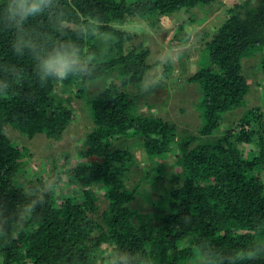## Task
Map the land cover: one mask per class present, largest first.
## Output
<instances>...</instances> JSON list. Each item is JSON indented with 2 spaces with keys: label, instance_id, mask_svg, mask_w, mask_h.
Returning a JSON list of instances; mask_svg holds the SVG:
<instances>
[{
  "label": "trees",
  "instance_id": "trees-1",
  "mask_svg": "<svg viewBox=\"0 0 264 264\" xmlns=\"http://www.w3.org/2000/svg\"><path fill=\"white\" fill-rule=\"evenodd\" d=\"M62 3L69 8L66 29L87 30L90 21L87 27L95 38L86 40L85 47L99 48L100 41L111 45L102 69L111 83L85 84L70 77L41 87L31 58L14 55L13 33L0 29V64H15L25 72L10 95L0 97V197L10 205L23 201L25 186L50 178L59 181L60 190L67 188L56 161L49 178L26 177L32 154L27 146L14 143L10 129L22 139L44 135L50 141L63 140L75 120L73 96L85 102L93 122L80 162L66 172L70 186L80 192L61 200L58 192L50 196L38 209V220L10 245H0V264H104L103 254L110 247L143 251L156 264H241L234 255L238 248L264 236V134L251 128L255 123L264 128V105L246 110L227 135L217 134L228 115L248 106L252 85L245 73L247 60L258 59L254 72L264 81V0L235 3L227 9L226 21L205 33L209 40L198 53V70L187 79L198 87L196 108L203 122L198 133L189 136H179L174 122L140 112L138 91L150 70V48L145 38L135 44L138 37L126 27L140 22L158 29L160 18L189 13L171 41V47H180L189 41L185 23L198 21L192 11L207 13L222 0ZM90 15L100 18L98 30ZM30 23L37 32H53L46 17ZM173 68L168 58L163 74L169 77ZM61 85L65 94H75L60 95ZM255 143L257 155L243 153L244 145ZM175 148L178 153L168 165L165 159ZM137 150L149 166L132 183V174L142 165ZM97 189L108 202L102 212ZM184 216L190 222L182 220ZM194 241L200 246L191 249ZM250 264H264V255Z\"/></svg>",
  "mask_w": 264,
  "mask_h": 264
},
{
  "label": "rangeland",
  "instance_id": "rangeland-1",
  "mask_svg": "<svg viewBox=\"0 0 264 264\" xmlns=\"http://www.w3.org/2000/svg\"><path fill=\"white\" fill-rule=\"evenodd\" d=\"M240 1L222 0V3L207 10V13L194 9L192 12L198 21L193 24L185 23L184 31L189 35V41L180 47H171V41L179 26L190 18L189 13L185 14L182 12L178 15L160 18L158 29H153L146 23L138 25L140 22L126 27L129 32L138 37L135 38V44H139L145 38L150 48V56L148 58L150 70L143 84V90L138 91L140 95L138 104L141 113L160 116L176 123L179 129V136H189L198 133L203 122L200 112L196 108L200 94L197 85L187 82V79L198 70V53L204 47L206 39L209 40L205 33L210 30H217L228 18L227 9ZM141 27L147 34L143 32ZM168 58H172L174 63L173 73L169 77L163 74ZM257 63V58L249 59L245 63V73L249 84L252 85L248 106L227 116L226 121H224L222 128L217 134L218 137L227 135L230 125H236L246 110L264 105V81L254 72ZM99 85L100 89L103 83ZM57 91L66 98L71 93L75 94V91H68L65 94L62 85L57 88ZM72 105L74 106L75 120L61 141H50L44 135L36 136L34 139H22L14 130L10 129L8 131V135L14 139L15 144L19 146L25 145L31 151L32 157L27 160L24 170L28 179L49 178L52 170L51 166L56 161L57 171L65 176L64 181L67 186L64 190L59 189V200L62 197L73 196V194L80 192L79 187L75 186V188H72L70 186L68 178H66V172L80 162L79 153L84 148L85 135L91 130L93 125L91 118L85 111L84 101L73 96ZM148 105H151L152 108ZM251 128L264 134V128L261 129V124L259 123L253 124ZM241 149L244 154L252 157L258 154L259 145L258 143L244 145ZM135 152H137L138 162H141L142 165L136 169V173L132 174V183L140 176L142 168L149 166L145 162L144 153L141 150ZM173 153L170 158L165 159L168 165L173 164L176 153H178L177 148L174 149ZM96 193L101 206L100 212H102L107 208L108 202L105 200L102 190L97 189ZM145 208L148 209V205ZM149 210H152V208ZM189 241L190 238L183 241V247Z\"/></svg>",
  "mask_w": 264,
  "mask_h": 264
},
{
  "label": "clouds",
  "instance_id": "clouds-1",
  "mask_svg": "<svg viewBox=\"0 0 264 264\" xmlns=\"http://www.w3.org/2000/svg\"><path fill=\"white\" fill-rule=\"evenodd\" d=\"M69 8L62 0H3L0 3V29L13 33L11 49L18 57L28 56L34 64V75L41 87L51 81H63L70 77L85 84L111 83V78L102 71L103 61L110 53L111 45L99 42V48L85 47V41L95 38L92 28L87 27L72 32L64 27ZM46 17L53 32H37L30 21ZM90 18L97 21L99 17ZM24 69L15 64H0V97H8L13 85L23 81ZM59 190V181L28 185L23 189L24 200L9 204L0 197V245H10L29 223L38 220V209L43 208L50 196ZM190 222L189 216L181 218ZM194 241L191 245L199 247ZM194 254V252L192 253ZM104 264H156L153 257L143 251L121 247H110L104 254ZM203 255V253H201ZM237 255L241 264H250L264 255V236L253 241L250 246L238 248ZM197 264H200L197 261ZM219 264V262H217ZM232 264H236L235 261Z\"/></svg>",
  "mask_w": 264,
  "mask_h": 264
}]
</instances>
